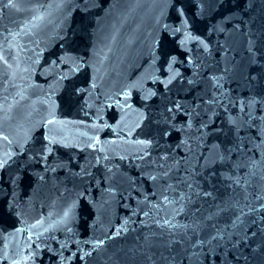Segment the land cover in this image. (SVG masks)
<instances>
[{"label": "water", "instance_id": "95a60500", "mask_svg": "<svg viewBox=\"0 0 264 264\" xmlns=\"http://www.w3.org/2000/svg\"><path fill=\"white\" fill-rule=\"evenodd\" d=\"M0 264H264V0H0Z\"/></svg>", "mask_w": 264, "mask_h": 264}]
</instances>
